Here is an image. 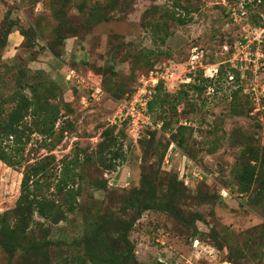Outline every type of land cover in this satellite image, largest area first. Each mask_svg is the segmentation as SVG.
<instances>
[{
	"label": "trees",
	"instance_id": "obj_1",
	"mask_svg": "<svg viewBox=\"0 0 264 264\" xmlns=\"http://www.w3.org/2000/svg\"><path fill=\"white\" fill-rule=\"evenodd\" d=\"M40 1L32 0V4ZM130 1L48 0L49 15L35 17L33 26L19 31L28 40L25 45L27 48H36L40 41H45L38 49L28 53V62L36 61L40 50L59 60L61 47L67 37H75L80 30L87 32L98 24L111 21L112 13L117 8L121 11L127 9ZM185 2L188 3V0ZM177 7L186 14L192 10L189 4H174V8ZM71 8L77 12L79 22L76 25L68 14ZM148 13L151 15L146 19ZM142 18L141 26L150 28L152 38L162 43L171 35L167 22L173 26L188 22L182 15L158 6L145 11ZM45 19L54 22L51 28L42 26L41 22ZM157 19H161L162 24ZM260 21L259 17L252 20L253 25L261 24ZM13 27L12 21L3 27L0 50L13 32ZM125 45L131 70L140 67V71H151L155 57L163 54L123 42L111 45L109 53L118 55ZM232 45L227 51L228 59ZM262 50L264 52V42ZM227 60L218 66L211 78L205 77L203 71L199 75L190 74L187 77L189 81L181 83L183 85L174 93L168 91L166 82H157L147 102V113L155 127L161 124L158 129H143L140 133L147 130V134L142 138L139 136V141L136 139L142 151L139 183L122 194L112 193L105 209L93 205L83 208L79 202L81 182L85 177L81 167L98 161L104 170L116 171L123 165L126 156L121 138L128 135L127 125L123 124V129L116 134L115 127L103 128L94 149L90 150L89 146L79 148L78 143H75L72 154L57 161L51 152L62 141L65 133L75 129L67 118L73 113L72 102L45 70H32L21 59L6 66L4 72H0V162L20 172L22 178L14 207L0 213V248L6 255L4 264H139L129 236L136 222L147 211L165 214L182 227L192 228L194 239L199 234L195 223L204 222L205 219L199 211L185 208V202L214 204L221 197L218 194L211 196L204 181L200 182L194 195L185 196L183 181L179 179L178 173L163 171L162 166L171 144L186 159L197 160V153L193 149L194 128L180 123L177 108L183 104L181 113L194 112L190 92L200 96L209 88L217 89L221 82L229 79V73L234 83H242L240 73L231 68ZM90 77L99 78L104 95L107 94L113 100L123 99L135 90L125 82L116 80L118 74L109 65L98 67ZM80 88L81 93L75 87L70 92L80 102L91 100L87 85ZM239 93H242L244 103L239 100ZM232 96L231 115L260 118L264 110L251 114L252 104L243 88L238 86L232 91ZM259 128L262 130L259 138L241 133L236 139L240 150L231 171V180L224 186L231 187L237 194L245 195L253 189L258 195L264 193V126ZM205 133L213 136L211 144L205 149L207 153L213 154L222 146L225 133L216 122ZM34 134L41 136L39 148L47 150L45 156L32 158L30 151L25 152ZM106 185L107 181L103 180L100 188L107 190ZM72 214L80 215V235L70 242L66 236L53 235L52 228L68 221ZM36 216L40 220H36ZM208 236L214 239L218 249L227 247L213 229ZM227 250L228 255L233 256L234 249L229 246ZM243 254L245 258L250 256L248 250ZM263 262L264 252L257 264ZM231 264L239 262L234 258Z\"/></svg>",
	"mask_w": 264,
	"mask_h": 264
},
{
	"label": "rangeland",
	"instance_id": "obj_2",
	"mask_svg": "<svg viewBox=\"0 0 264 264\" xmlns=\"http://www.w3.org/2000/svg\"><path fill=\"white\" fill-rule=\"evenodd\" d=\"M185 1L131 0L127 9L121 11L117 8L112 13L111 21L98 24L87 32L80 30L79 35L75 37H67L61 47L59 60L40 50L36 61L28 62V53L38 49L45 41H40L36 48H27L25 45L28 40L23 38L19 31L33 26L35 17L49 15L48 0H41L36 4H32V0H0V40L4 34L3 27L11 21L14 23L13 32L0 50V72L3 73L6 66L21 59L30 69H43L49 73L72 102L73 113L67 118L75 129L65 133L62 141L51 152L57 161L66 155L69 157L75 143H78L79 148L89 146L90 150L94 149L100 140L99 134L105 127H115V134L123 129L118 124L111 125L112 121L117 115L119 103L129 101L141 85L142 77H147L150 72L162 73V81L167 83L168 91L174 93L183 85L181 81L187 83L190 74L199 75L202 71L200 65H223L228 59L224 47L230 49L247 27L253 25V18L259 17L260 22H264V0ZM176 3L189 4L192 10L186 14L179 7L174 8ZM154 6L163 10L169 9L188 21L182 26H173L163 19L168 23L171 33L164 43L155 41L150 28L144 29L141 26L143 13ZM68 14L76 25L79 22L76 10L71 8ZM150 15L148 13L146 19ZM157 20L162 24L161 19ZM41 23L43 27L49 28L54 24L48 19L42 20ZM245 24L248 25L244 30ZM118 42L163 54L155 57V65L151 71H140V67L131 70L126 45L118 55L109 53L111 45ZM106 65L112 66L118 74L116 80L135 88L134 92H129V96L120 100H113L105 94L99 96L98 101L89 100L86 104L78 101L70 90L75 87L81 93V85L67 79V68L90 77V74L96 73L98 67ZM230 75L232 74L229 73ZM261 77L264 79V68ZM233 81L227 79L221 82L217 89L209 88L200 96L190 92L194 112L190 110L181 113L184 105L178 106L180 123L194 128L193 149L197 153V160L186 159L171 144L162 166L163 171L178 173L179 179L183 181L185 196L194 195L200 182L204 181L208 193L211 196L218 194L221 198L214 204L197 205L189 200L185 202V208L199 211L205 219L204 222L195 223L199 234L194 239L192 228L182 227L165 214L144 212L129 236L139 264H231L234 258L239 264H257L261 258L264 252V193L258 195L253 189L241 195L224 184L231 180V171L240 150V144L236 142L237 137L246 133L259 138L262 134L259 126H264V111L260 118L231 115L232 91L238 86L244 87V82L236 84ZM242 93H239L238 97L240 96L239 100L244 103ZM215 122L225 133V140L216 152L209 154L205 149L211 144L213 136L205 132L213 128ZM160 124L155 128H160ZM146 132L147 130L139 133L140 138L144 137ZM136 139L129 135L121 138L126 161L116 171L104 170L98 161L81 167L85 177L81 182L79 202L83 208L93 205L105 209L112 193L122 194L138 185L142 151L139 140ZM40 141L41 136L34 134L25 148L26 153L31 152L32 158L47 154L46 149L39 148ZM80 158L82 160V156ZM119 171L121 175L116 178ZM21 178L20 172L0 162V213L14 207L19 196ZM103 180L107 181V190L100 188ZM36 220L40 218L37 217ZM80 225V215L72 214L69 215L68 221L53 227L52 234L66 236L70 242L72 238L80 235ZM212 229L216 231L222 244L234 249L233 256L228 255L227 247L218 249L215 246L214 239L208 236ZM223 238L225 240H221ZM245 250L249 251L248 258L244 257ZM5 261L6 255L0 248V264Z\"/></svg>",
	"mask_w": 264,
	"mask_h": 264
},
{
	"label": "built area",
	"instance_id": "obj_3",
	"mask_svg": "<svg viewBox=\"0 0 264 264\" xmlns=\"http://www.w3.org/2000/svg\"><path fill=\"white\" fill-rule=\"evenodd\" d=\"M248 24L243 25V29ZM245 30V29H244ZM264 42V22L259 25L248 26L241 37L234 42L231 54L227 60L230 67L236 69L240 73V78L244 82V92L249 96L252 104L251 114H257L264 110L262 98L264 97V79L261 77V71L264 68V52L262 44ZM229 51L227 47H224ZM205 77H213L218 66L200 65ZM232 80V76L228 77ZM67 79L81 86L86 84L91 100L98 101L99 96L104 93L100 86V79L96 77H85L80 75L72 68H67ZM159 80H164L163 74L158 72H150L147 77H142L141 85L138 87L135 94L125 101L119 103L117 115L112 121L113 124H118L119 127L123 124L127 125L128 135L133 139L139 137V133L150 127L155 129L150 116L147 113V102L150 99L154 86ZM189 79H187V82ZM186 82V81H181ZM86 100L81 103L86 104Z\"/></svg>",
	"mask_w": 264,
	"mask_h": 264
},
{
	"label": "crops",
	"instance_id": "obj_4",
	"mask_svg": "<svg viewBox=\"0 0 264 264\" xmlns=\"http://www.w3.org/2000/svg\"><path fill=\"white\" fill-rule=\"evenodd\" d=\"M119 174L121 175V171H119V172L117 173L116 178H118V177L120 176ZM121 180L124 181L122 178H121Z\"/></svg>",
	"mask_w": 264,
	"mask_h": 264
}]
</instances>
